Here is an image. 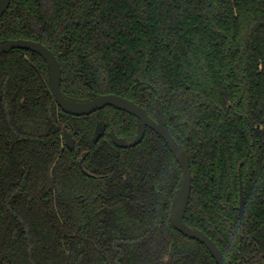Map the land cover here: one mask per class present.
Segmentation results:
<instances>
[{"label":"trees","instance_id":"trees-1","mask_svg":"<svg viewBox=\"0 0 264 264\" xmlns=\"http://www.w3.org/2000/svg\"><path fill=\"white\" fill-rule=\"evenodd\" d=\"M14 39L53 52L67 99L162 111L190 166L184 223L227 264H264V0H11ZM138 130L114 106L63 112L38 54L0 53V264H216L172 226L182 176L163 139L109 138Z\"/></svg>","mask_w":264,"mask_h":264},{"label":"water","instance_id":"water-1","mask_svg":"<svg viewBox=\"0 0 264 264\" xmlns=\"http://www.w3.org/2000/svg\"><path fill=\"white\" fill-rule=\"evenodd\" d=\"M10 2L11 0H0V17L8 9ZM13 49L29 50L38 54L46 62L49 73V89L51 96L63 112L73 116H86L104 107L114 106L121 111L135 116L139 120V130L136 137L131 142H125L122 138L117 137L114 132H111L110 137L115 146L119 148H130L137 145L142 140L146 127L154 131L163 139L169 151L178 163L182 176L181 186L176 195L173 197L170 205V220L172 226L183 236L203 244L215 260L216 264H227L216 244L208 236L201 231L191 229L183 221L191 191L190 166L185 153L181 150L168 131L163 112L160 111L157 119L154 120L148 115L144 108L129 99L114 94L99 95L87 101L67 99L62 95L60 90V65L52 51L40 42L33 40L14 39L0 44V53H6ZM63 138L66 148L68 150H73L74 140L71 134L66 130H63ZM79 166L81 168V163ZM238 189L239 199L237 212L239 224L243 225L244 204L240 175Z\"/></svg>","mask_w":264,"mask_h":264},{"label":"flooded vegetation","instance_id":"flooded-vegetation-1","mask_svg":"<svg viewBox=\"0 0 264 264\" xmlns=\"http://www.w3.org/2000/svg\"><path fill=\"white\" fill-rule=\"evenodd\" d=\"M99 130V131H98ZM102 130H103V125H101V124H99V125H97V127H96V129H95V131L96 132H102ZM111 132H113V131H110L109 132V138L111 139V137H110V133ZM99 134V133H98ZM116 135V134H115ZM117 136V135H116ZM118 137V136H117ZM64 139V138H63ZM74 140V139H73ZM111 141H112V139H111ZM113 142V141H112ZM75 143V142H74ZM65 144V143H64ZM114 144V143H113ZM117 147V146H116ZM119 148V147H118ZM74 149V148H73Z\"/></svg>","mask_w":264,"mask_h":264},{"label":"rangeland","instance_id":"rangeland-1","mask_svg":"<svg viewBox=\"0 0 264 264\" xmlns=\"http://www.w3.org/2000/svg\"><path fill=\"white\" fill-rule=\"evenodd\" d=\"M99 131V130H98Z\"/></svg>","mask_w":264,"mask_h":264}]
</instances>
